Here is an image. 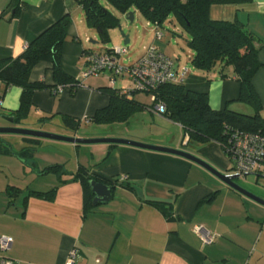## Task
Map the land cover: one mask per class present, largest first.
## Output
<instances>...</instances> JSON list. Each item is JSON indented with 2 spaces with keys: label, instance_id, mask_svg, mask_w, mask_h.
Returning <instances> with one entry per match:
<instances>
[{
  "label": "crops",
  "instance_id": "crops-1",
  "mask_svg": "<svg viewBox=\"0 0 264 264\" xmlns=\"http://www.w3.org/2000/svg\"><path fill=\"white\" fill-rule=\"evenodd\" d=\"M130 12L135 21L138 11ZM66 15L72 22L65 29L61 67L70 77L82 79L88 49L80 44L84 12L76 0H0V60L20 56L36 37ZM119 15L126 18V14ZM210 18L238 20L256 38L263 67L252 83L264 118V0L215 3ZM147 27L151 44L155 27L148 21ZM169 32L167 37L163 32L155 43L177 61L180 74L181 40L178 29ZM186 47L191 61L194 52ZM226 72L228 77L223 78L219 68L211 74L187 68L183 84L189 91L206 94L216 111L254 115L252 105L239 101L241 85L233 67ZM31 81L55 86L52 65L38 63ZM83 81L75 95L69 88L57 94L51 88L36 91L28 118L19 124H8L5 117H14L19 109L22 89H6L0 81V127L40 130L35 126L45 125L48 129L41 131L62 136L126 139L184 150L219 172L232 174L233 163L220 144L182 146L187 136L182 126L141 102L137 93L133 99L148 108L128 122L102 125L110 127L97 137L72 131L62 116L80 121L81 127L90 126L96 112L109 104L105 89L133 90L127 78H118L114 85L104 76ZM3 143L10 147L4 149ZM54 166L59 167L58 173L50 172ZM82 170L117 181L109 202L86 209L85 188L80 180H74ZM54 189L51 199L33 194ZM90 194L93 203L92 190ZM195 226L219 236L214 243L204 245L193 231ZM1 236L14 240L5 254L11 264H67L73 251L77 254L74 264H264V206L205 168L175 155L125 145H77L0 135Z\"/></svg>",
  "mask_w": 264,
  "mask_h": 264
},
{
  "label": "trees",
  "instance_id": "trees-1",
  "mask_svg": "<svg viewBox=\"0 0 264 264\" xmlns=\"http://www.w3.org/2000/svg\"><path fill=\"white\" fill-rule=\"evenodd\" d=\"M76 1L82 7L87 25L95 29L104 40H109L111 29L120 26V19L105 8L102 1H106L120 14L125 15L132 10L138 11L150 24L158 26L160 30L169 19L173 18L190 37L187 46L194 52L191 63L196 70L211 74L219 68L221 76L227 78L226 69L233 67L241 85L239 101L252 105L255 109L254 115L229 109L216 111L211 108L206 94L187 90L183 82L166 83L153 91L152 94L156 96L157 101H162L166 106V112L163 115L180 124L188 135V144L202 145L217 142L227 153L230 138L235 132L260 133L264 136V118L260 115L262 105L252 83L257 71L263 67L258 59L259 48L256 38L238 20L213 21L210 18V8L215 3L242 4L249 3L251 0ZM71 22V16H64L36 37L20 56L0 60V81L5 88L22 89L19 109L14 112L16 124L28 118L36 91L51 88L57 94L58 88L61 87L69 88L71 94L75 95L83 85L82 79L70 77L61 67L63 45L66 40L65 29ZM40 62H48L52 65L53 77L57 83L55 86L31 81L32 70ZM104 92L109 97V104L98 110L90 120L95 125L126 123L148 108L147 105L133 99V95L138 93L136 90L130 92L132 98H128L122 90L114 88H107ZM154 106L155 103L151 108ZM62 120L74 132H78L81 128V122L78 120L67 116H62ZM9 147L7 144L3 146L6 150ZM9 152L14 154L13 150ZM49 170L58 173L59 167L54 166ZM74 180H80L85 188L86 209L93 208L94 205L90 194V181L107 184L112 190L117 184V181L92 176L84 170L75 174ZM54 193L55 189L33 194L51 199Z\"/></svg>",
  "mask_w": 264,
  "mask_h": 264
},
{
  "label": "built area",
  "instance_id": "built-area-1",
  "mask_svg": "<svg viewBox=\"0 0 264 264\" xmlns=\"http://www.w3.org/2000/svg\"><path fill=\"white\" fill-rule=\"evenodd\" d=\"M154 30V41L149 44L143 55L135 62L125 65L121 57L127 53L126 48L112 47L100 53L86 52L84 54V68L82 80L88 78L106 77L111 85H114L118 78H127L138 92L150 94L154 110L159 114L166 112V106L162 101H157L153 95L161 85L166 83H182L187 69L178 74L177 61L164 54L156 45V41L163 37V32L156 25ZM59 87L57 92H61ZM128 98H132L131 90L123 91ZM188 135L185 137L182 146H187ZM226 155L233 163V175L240 178L257 176L264 178V136L260 133L235 132L229 141V148ZM193 231L201 239L204 245L215 242L219 235L211 233L203 226H195ZM14 240L9 236L0 237V264H11L6 253L11 250ZM76 252H71L67 264H74Z\"/></svg>",
  "mask_w": 264,
  "mask_h": 264
},
{
  "label": "rangeland",
  "instance_id": "rangeland-1",
  "mask_svg": "<svg viewBox=\"0 0 264 264\" xmlns=\"http://www.w3.org/2000/svg\"><path fill=\"white\" fill-rule=\"evenodd\" d=\"M102 4L105 8H107L110 12H112L116 17L120 19V28H113L109 31V40H104L100 34L93 28L89 27L86 22L85 14L83 15L84 18V24H81L83 31H81V42L80 44L84 45V47L88 50L86 52H94V53H100L104 51L107 48L112 47H120V48H126L127 53L121 57V61L123 64L128 65L130 63H133L137 61L144 53L145 48L149 45V28L147 27V21L143 17V15L139 12H136L135 15V21L133 23H130L127 21V19L120 16L119 12L116 11L112 6H110L106 1H102ZM171 18L169 19L166 24L164 25L163 32L167 36L171 35L169 30L170 29H178V40H181L179 50V55L181 56V59L183 62H181L182 69L189 68L190 71L193 70V66L191 61L188 59L187 54V40L190 38L189 35L186 33L184 29H182L176 21ZM173 23V24H172ZM173 27V28H172ZM170 28V29H169ZM125 36H129L130 43L125 44ZM179 43V42H178ZM84 64V61H83ZM187 67V68H186ZM127 84L131 85L132 83L127 79ZM132 89L134 87L132 86ZM136 95H139V100L149 106L153 105L152 96L138 92ZM139 101V102H140ZM86 123V122H85ZM10 124V123H8ZM57 124V123H54ZM112 126H119L112 125ZM38 129H48V126L42 125L38 126L36 125ZM110 126H100L91 124L90 126L82 125L80 128V134L81 135H88V136H101L103 134H106L108 132V128ZM115 131H117L118 127H114ZM45 131V130H44ZM166 131L168 133V130H162ZM99 139V138H94ZM256 176H248L246 178H240L236 180L238 184H240L242 187L246 188L247 190L253 191L255 194H258V196L264 198V178H259V182L256 183Z\"/></svg>",
  "mask_w": 264,
  "mask_h": 264
},
{
  "label": "water",
  "instance_id": "water-1",
  "mask_svg": "<svg viewBox=\"0 0 264 264\" xmlns=\"http://www.w3.org/2000/svg\"><path fill=\"white\" fill-rule=\"evenodd\" d=\"M126 18L130 23H133L134 13L129 12L128 14H126ZM118 28L121 29V25ZM125 44L126 45L129 44V36H125ZM5 120L10 124H15V117L13 116L5 117ZM0 135H16V136H22L28 138H38L42 140L72 143L77 145H88V144L125 145V146L136 147L144 150L175 155L178 157L185 158L205 168L206 170L211 172L214 176L219 178L221 181H223L225 184H227L235 191L264 206V198L252 193L250 190H247L246 188L242 187L240 184L236 182V180L240 179L238 175L221 173L209 163L184 150L165 148V147L145 144L141 142H136L132 140H126V139H116V138L86 139V138L68 137V136L43 132L41 130L28 129L17 126L0 127ZM90 186L92 193L94 195V199H93L94 205L107 203L112 199L113 190L109 185L97 181H90Z\"/></svg>",
  "mask_w": 264,
  "mask_h": 264
}]
</instances>
